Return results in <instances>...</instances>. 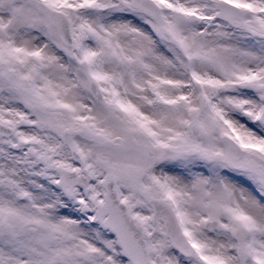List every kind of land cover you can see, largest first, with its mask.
Instances as JSON below:
<instances>
[{
  "label": "snow or ice",
  "instance_id": "6c2138e0",
  "mask_svg": "<svg viewBox=\"0 0 264 264\" xmlns=\"http://www.w3.org/2000/svg\"><path fill=\"white\" fill-rule=\"evenodd\" d=\"M0 264H264V0H0Z\"/></svg>",
  "mask_w": 264,
  "mask_h": 264
}]
</instances>
